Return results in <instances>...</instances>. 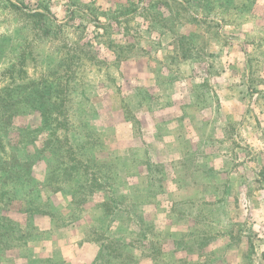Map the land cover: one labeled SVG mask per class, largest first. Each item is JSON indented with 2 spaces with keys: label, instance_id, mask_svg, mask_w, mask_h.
Returning a JSON list of instances; mask_svg holds the SVG:
<instances>
[{
  "label": "rangeland",
  "instance_id": "1",
  "mask_svg": "<svg viewBox=\"0 0 264 264\" xmlns=\"http://www.w3.org/2000/svg\"><path fill=\"white\" fill-rule=\"evenodd\" d=\"M0 264H264V0H0Z\"/></svg>",
  "mask_w": 264,
  "mask_h": 264
}]
</instances>
